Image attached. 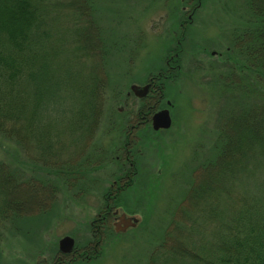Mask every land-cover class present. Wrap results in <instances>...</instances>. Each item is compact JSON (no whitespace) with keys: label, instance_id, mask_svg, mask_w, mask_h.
I'll use <instances>...</instances> for the list:
<instances>
[{"label":"rangeland","instance_id":"1","mask_svg":"<svg viewBox=\"0 0 264 264\" xmlns=\"http://www.w3.org/2000/svg\"><path fill=\"white\" fill-rule=\"evenodd\" d=\"M42 1L50 71L61 78L80 71L83 79L95 72L102 79L101 109L93 117L91 81L90 89L85 86L91 106L80 96L85 118L77 110L71 115L64 99L62 111L18 124L16 137L0 132V160L35 189L34 196L15 197L16 205L28 208L21 217L0 215V264H54L57 252L68 254L58 249L64 236H73L72 251L100 241L97 253L90 247L89 258L76 256L70 264H144L194 170L224 145L229 116L257 102L258 71L255 56H248L246 32L253 27V36L258 21L251 17L249 0ZM85 31L100 36L106 50L98 48L102 61L98 49L89 57L84 51ZM148 79L164 96L151 115L140 109L143 96L132 88L141 89ZM61 93L65 96L63 85ZM162 108L169 110L171 126L154 131L151 117ZM250 165L253 174L249 168L243 175L242 189L256 194L264 189V166ZM109 187L117 192L106 198L111 203L117 194L120 203L105 207L136 211L139 218L119 235L102 222L91 223L103 218ZM40 208L47 210L40 213Z\"/></svg>","mask_w":264,"mask_h":264},{"label":"trees","instance_id":"2","mask_svg":"<svg viewBox=\"0 0 264 264\" xmlns=\"http://www.w3.org/2000/svg\"><path fill=\"white\" fill-rule=\"evenodd\" d=\"M45 8L42 0H0V132H7L10 137H16V126L22 121L28 125L41 121L48 111H62L64 99L69 101L71 115L77 110L76 115L85 118L82 99L91 106L85 87L89 84L90 89L91 81V87L94 86L91 96L95 104L93 117L100 115L98 86L102 79L95 78V72L87 73L83 79L80 71L73 73L68 69L72 75L67 78L50 71L45 52L49 37ZM249 11L252 19L258 21L253 36V27L246 32L249 36L248 56L251 53L255 56L258 71L257 102L248 107L241 106L240 114L229 116L225 123L224 145L220 146L214 159L206 160L194 170L190 187L172 213L170 210V221L144 264H264V189L260 186L259 194L251 193L248 188L242 189L247 178L243 175L249 168L250 175L253 174L250 164L264 166L261 165L264 158V0H249ZM81 39L88 57L101 47L100 36L97 38L90 31L83 32ZM101 50L106 52L102 47ZM98 51L102 61V51ZM62 85L65 96L61 93ZM160 95L146 103L144 99L140 109L151 115L155 105L162 101ZM90 130L88 128V132ZM70 177L67 175L65 179ZM131 185L132 182L127 187ZM33 191L32 186L18 181L17 171L11 164L0 160V215L13 213L14 218L21 217L28 208L16 205L14 199L34 196ZM110 192L117 191L109 187L107 194L105 192L100 216L110 212L111 208L105 207L108 203L114 204L113 208L119 207L116 206L120 203L117 194L111 198V203L106 198ZM46 210L39 209L40 213ZM132 212L135 214L136 211ZM100 221L94 218L91 223ZM104 225L115 232L112 225Z\"/></svg>","mask_w":264,"mask_h":264},{"label":"water","instance_id":"3","mask_svg":"<svg viewBox=\"0 0 264 264\" xmlns=\"http://www.w3.org/2000/svg\"><path fill=\"white\" fill-rule=\"evenodd\" d=\"M136 90L137 86H132ZM148 86L142 87L141 92L136 93L138 96H144L147 92ZM171 116L167 108L156 111L151 117V125L154 130L168 129L171 126ZM139 218L136 216L129 217L125 213L118 216L117 222L114 223L115 232L123 233L128 228L135 227L138 224ZM59 251L62 253H69L74 247V238L71 236H64L58 243Z\"/></svg>","mask_w":264,"mask_h":264},{"label":"flooded vegetation","instance_id":"4","mask_svg":"<svg viewBox=\"0 0 264 264\" xmlns=\"http://www.w3.org/2000/svg\"><path fill=\"white\" fill-rule=\"evenodd\" d=\"M180 41L181 40H179L178 41V44H180ZM168 66L170 67V65L168 64ZM164 77V76H163ZM159 78H161V77H159ZM145 85H147L148 86V88H147V93L145 94V96H143V97H141V99H145V103L146 102H149L150 100H153L155 97L157 98V97H159V95L158 94H160V92H156V84H155V82L154 81H151V80H147V82L145 83ZM141 90H142V88L140 89V88H138L137 90H135V92L134 93H138V92H141ZM161 97H162V95H160ZM148 100V101H147ZM163 109V108H162ZM144 113V112H143ZM134 127H136V126H134ZM151 127H152V125H151ZM133 127H131V129H132ZM153 129V128H152ZM154 130V129H153ZM154 131H157V130H154ZM126 152V151H125ZM128 154H130V153H128ZM127 158L129 159V155H127ZM130 164V166H132V167H134V162H130L129 163ZM122 213H124V212H118V211H115L114 209H112L111 210V212H107V213H105V215L103 216V218L101 219V221L100 222H102L103 224L102 225H104V224H106V223H108V221H109V223L112 225V227H113V229H114V223L115 222H117V220H118V216L120 215V214H122ZM125 215L126 216H129V217H133V216H136V214H134V215H132V214H130V213H128V214H126L125 213ZM109 218H110V220H109ZM97 228V232H99V227L97 226L96 227ZM115 230V229H114ZM96 231L93 229V233L95 232L96 233ZM94 233V234H95ZM99 235V234H98ZM95 236H96V234H95ZM99 236H101V234L99 235ZM73 237V236H72ZM93 237H94V235H93ZM100 241H96L95 243L94 242H87L86 244H84V245H82L81 247H78V248H75L71 253L69 252L68 254H66V255H68V256H63V255H57L58 254V252H57V254H56V256L54 257V264H62L63 262H65V264H67L66 262H68V264H70V261L71 260H74L75 258H76V256H81V255H84L86 258H89L90 257V255H89V253H91L90 251H88V249L90 248V247H92V248H94V252L95 253H97L96 252V246L98 245V243H99ZM67 257V258H66ZM66 259L68 260V261H66ZM50 263V262H49ZM48 263V264H49Z\"/></svg>","mask_w":264,"mask_h":264}]
</instances>
